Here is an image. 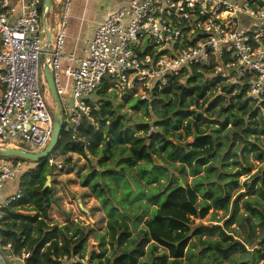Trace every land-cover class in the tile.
I'll return each mask as SVG.
<instances>
[{
	"label": "trees",
	"instance_id": "obj_1",
	"mask_svg": "<svg viewBox=\"0 0 264 264\" xmlns=\"http://www.w3.org/2000/svg\"><path fill=\"white\" fill-rule=\"evenodd\" d=\"M206 73L211 72L192 67L188 77L152 86L146 99L134 92L122 96L133 112L141 111L147 119L134 123L121 113L105 81L92 96L96 101L78 139L61 132L56 150L83 157L90 165L81 186L105 208L104 233L70 221L68 215L63 225L49 223L50 209L60 198L53 185L43 189L55 168L47 159L9 182L6 196L21 189L22 197L5 210L0 243L11 244L16 255L29 254L23 264H60L64 257L83 261L68 264L264 261V103L247 98L246 86L220 83V77L209 80ZM218 88L220 93L212 94ZM208 132L188 141L194 133ZM248 153L262 164L253 174ZM153 158L164 167L154 166L147 173ZM64 161L72 163L70 156ZM241 176L248 178L240 182ZM142 182L148 188L146 202ZM211 209L228 212L223 226H192V219H204ZM232 225L240 228L243 239L233 235ZM92 240L98 245L88 249Z\"/></svg>",
	"mask_w": 264,
	"mask_h": 264
},
{
	"label": "built area",
	"instance_id": "obj_2",
	"mask_svg": "<svg viewBox=\"0 0 264 264\" xmlns=\"http://www.w3.org/2000/svg\"><path fill=\"white\" fill-rule=\"evenodd\" d=\"M42 1L0 0L1 149L39 154L50 140L53 117L40 63L45 48L38 10ZM62 2L65 12L70 0ZM53 9L48 57L62 105L61 132L72 139H78L82 121L90 119L92 96L105 81L107 91L118 96H148L152 86L164 87L173 78L188 77L192 67H204L220 83L246 86L247 98L264 103V0H128L105 17L78 56L64 53L66 15L55 21ZM48 157L49 165L62 168ZM32 168L0 157V191ZM21 197V189L0 194V224L5 210ZM6 252L19 264L29 258L0 243L2 264L8 262ZM78 261L64 257L60 264Z\"/></svg>",
	"mask_w": 264,
	"mask_h": 264
},
{
	"label": "rangeland",
	"instance_id": "obj_3",
	"mask_svg": "<svg viewBox=\"0 0 264 264\" xmlns=\"http://www.w3.org/2000/svg\"><path fill=\"white\" fill-rule=\"evenodd\" d=\"M55 1L53 0V7H54ZM63 14V10L56 11V14ZM57 15V16H58ZM40 63L43 62V56L40 57ZM205 78L212 79L214 78L212 73H206ZM216 91H220V88H218ZM135 97H139L140 99H144L147 96L146 92H139ZM229 98V97H228ZM115 103L119 104L120 111L123 113L131 122H135L137 119H143L147 120L146 118L142 117L141 111L133 112L129 108V104L124 102L121 96H118L115 94ZM47 103L50 106L47 107L48 112L52 115V111L54 109L52 100L50 95H47ZM207 106V105H206ZM261 113L263 111L261 110ZM258 118V117H257ZM141 132H136L135 135L139 134ZM262 139V137H260ZM188 141H191V138H189ZM264 144V143H262ZM19 146L22 149H25L27 151H33V149L24 144L21 143ZM68 156L71 157L72 163L67 165L65 164V159L68 158ZM54 158V161L57 163L62 164V168L59 169L55 166L52 170V176H49V182L50 185H53L55 189L56 195L60 198L58 206H52L50 209V220L49 223L51 224H58L63 225L66 221L67 215L69 216V220L73 222H80L84 227L86 228H94L99 233H104L106 230V223L108 220V216L106 215L105 208L101 205L100 201L95 198V195L88 189L83 188L81 186V178L90 172V165L86 162V160L83 157H80L76 154H67L64 155L59 150L53 151L48 158ZM47 160V159H45ZM44 160V161H45ZM248 162L252 164L253 170L251 171V174L255 173L259 167L262 166V164L258 163L254 158L252 153H248ZM25 165H29L34 167L37 163L33 162H24ZM39 163V162H38ZM148 166L146 168L147 173H150L151 170H149ZM131 173L135 177L134 168H131ZM179 176V174L177 175ZM186 181L190 183L192 181V178L189 176V174L186 171ZM247 176H241L239 178L240 182L247 179ZM138 179H140L138 177ZM166 183V180H164ZM183 181L182 179L180 180ZM144 195L142 198L143 202H146V193L148 188L144 185ZM234 193V190L232 191V194ZM228 218V212L222 210H213L211 209L208 213V215L202 219H192V226L198 227V226H212V225H220L223 226ZM243 223H245L243 221ZM142 224H140L141 226ZM130 227V226H129ZM230 228L236 229V233L233 235H237L239 238L237 239H243V232L240 230V228H237L236 225L230 226ZM131 229V227H130ZM208 236H203V240L206 239ZM211 241L215 240V237L211 236L209 237ZM252 243H256L255 240L252 241ZM94 245V248L97 247V242H94L93 240L89 242L88 249H90V246ZM107 246V245H106ZM200 249V247H199ZM6 258L8 260L7 264H19L12 260L9 253H5ZM264 261H261L259 264H263ZM226 263V261L224 262ZM0 264H2L0 262ZM84 264H87L85 262Z\"/></svg>",
	"mask_w": 264,
	"mask_h": 264
},
{
	"label": "crops",
	"instance_id": "obj_4",
	"mask_svg": "<svg viewBox=\"0 0 264 264\" xmlns=\"http://www.w3.org/2000/svg\"><path fill=\"white\" fill-rule=\"evenodd\" d=\"M54 1L55 21L62 18L63 14L66 15L64 53L77 56L82 54L81 50L92 39L96 28L104 21L105 17L128 3V0H70L69 8L64 12L63 2L61 3L63 0ZM58 10H63V14H56ZM19 13L18 9L16 15ZM9 190L8 183L0 191L1 196L5 197L10 193Z\"/></svg>",
	"mask_w": 264,
	"mask_h": 264
},
{
	"label": "water",
	"instance_id": "obj_5",
	"mask_svg": "<svg viewBox=\"0 0 264 264\" xmlns=\"http://www.w3.org/2000/svg\"><path fill=\"white\" fill-rule=\"evenodd\" d=\"M53 7V0H43L42 5V13H41V25L42 29L45 32V48L43 49V62H42V70H43V76L45 79V82L47 84V88L49 91V95L51 97L54 109L52 110V117H53V127L52 132L50 136L49 143L45 150L42 153L39 154H33L26 151H23L21 149H15V148H6L1 149L0 148V157L2 158H16L28 162L38 163L44 161L53 151H55L59 146L60 141V135L62 130V105L59 101V98L57 96V92L55 89V84L53 80V75L51 71V65H50V59L48 57L50 53V30L48 27V16L51 12ZM210 133H206L204 135H196L194 133L193 140H196L198 138L209 136ZM154 166L158 167H164V165L157 160V158H153V164L149 167V170H151ZM50 177L47 176L46 182L44 184L43 189H46L50 187L49 182ZM178 186L181 188L183 187L182 183L179 182Z\"/></svg>",
	"mask_w": 264,
	"mask_h": 264
},
{
	"label": "flooded vegetation",
	"instance_id": "obj_6",
	"mask_svg": "<svg viewBox=\"0 0 264 264\" xmlns=\"http://www.w3.org/2000/svg\"><path fill=\"white\" fill-rule=\"evenodd\" d=\"M192 138H193V137H192ZM192 138H191V141H195V140H193ZM188 140H189V138H188Z\"/></svg>",
	"mask_w": 264,
	"mask_h": 264
}]
</instances>
